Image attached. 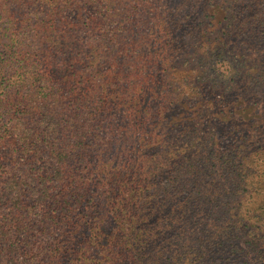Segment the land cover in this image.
<instances>
[{
  "label": "trees",
  "instance_id": "obj_1",
  "mask_svg": "<svg viewBox=\"0 0 264 264\" xmlns=\"http://www.w3.org/2000/svg\"><path fill=\"white\" fill-rule=\"evenodd\" d=\"M108 2L0 0V264H264V153L250 150L264 140V0H185L181 38L149 54L124 14L110 29L83 19ZM132 114L163 133L142 163L125 132L108 137Z\"/></svg>",
  "mask_w": 264,
  "mask_h": 264
},
{
  "label": "rangeland",
  "instance_id": "obj_2",
  "mask_svg": "<svg viewBox=\"0 0 264 264\" xmlns=\"http://www.w3.org/2000/svg\"><path fill=\"white\" fill-rule=\"evenodd\" d=\"M149 1L150 2L148 4H144V3L133 4V0H110V2L108 3H101V4L95 5L96 7L95 9H89L87 12L84 11L83 19H87V17H89L88 15L92 16L90 18H95L98 20L105 21V19H107L108 21L103 25L110 29V28H115L116 27L115 25H117L116 20L115 18L112 17V15H114L115 13L124 14L125 24L129 26H134V27H131L130 29L131 34L125 38L126 41H128V39L130 40L131 38H133L135 41L138 40L141 43V37L142 36L146 37L147 39H149L148 40L149 47L141 44V47L139 49H142L145 52L144 54H149L148 52L150 50L155 49L156 43H158L159 39L162 36H170V37H174L177 39L181 38V36L179 35L178 28H177L178 24H176V22L179 23L182 20V18L187 17V15L191 13L192 11L186 5V3L188 2H185V0H180L181 5H182L181 12H179V14L174 17L177 3H172L173 2L172 0H164L163 3H161L162 0H149ZM169 1L170 3H168ZM62 3H60V5L57 8L52 7L50 9V11H54L55 18H56V15H58L57 13H58L59 8L62 6ZM35 4L36 6H38L37 3ZM106 5H107V8H106ZM133 5H138V8L141 12L139 16L141 22H136L135 20H131L127 18L128 12L131 10L130 6H133ZM143 5H145L146 8L143 9L142 8ZM42 7L39 6L37 9L42 8ZM64 11H65L64 14H66L67 18H72V20H76L74 18L75 16H73V14L70 12L69 9L66 8L64 9ZM225 15L227 14L218 15L220 18L216 16V18L214 19L215 22H213V25L211 27V28H214V33L212 35L213 37H217V36L222 37L227 34L229 30L227 20L221 19ZM119 23L121 24L122 21H120ZM40 28H42V25ZM43 28L46 29V27H43ZM179 29L184 30L185 32L189 31L188 27L186 26L182 28L180 27ZM120 57L121 56H119L118 58L120 59ZM158 59H159V55H156L155 60H156V66L158 70L163 71V69L167 68L171 63H172V69H170V72L180 71L184 69V66H182L183 63H181V61L179 60L172 62L170 59L169 64H162L161 61L163 60H158ZM118 67L121 68V65H119ZM144 67H146L147 69L148 65H145ZM146 69L140 70V73L138 76H141L143 78L144 75H146L147 73ZM140 79L141 78L138 77V81ZM106 82H109V81L106 80ZM101 85L104 86L103 82L101 83ZM116 86L120 87V90L118 93V96L120 98L119 100H117V102L119 103L123 102L126 107L128 102L130 101V99H128L126 96V93H129L128 91L130 89L132 90V92H134V89L132 88V84H129L127 81L126 82L121 81ZM144 88L152 89V86L145 85ZM155 89L157 90V88ZM100 97L101 95L97 96V101L100 99ZM136 98H137V95L134 96V99ZM183 105L187 107L185 104ZM183 105L177 104L176 106H183ZM235 108L236 107L233 106V109ZM132 112L134 111H131L129 113H132ZM249 113H252V111L244 110L240 115L246 120L245 122H248L253 125V122H251L249 118ZM259 114L262 115L263 112L260 111ZM178 116L181 117L182 115L178 113ZM134 117L135 115L133 116L127 115L125 120H121L120 118H117L116 122L113 124L114 127L111 129L108 137L118 139V137L123 132H125V148L131 151H137L141 154L140 151L143 150L144 144L155 143L156 141L159 140V137L163 133L153 132L150 128H144V129L139 128L136 124L137 118L134 119ZM175 120L176 121H172L169 124L174 125L173 122H177V123L179 122V119L178 120L175 119ZM231 121L236 122L235 120H231ZM182 134L183 132L181 130L174 133L175 137H179ZM227 142H231L229 138L227 139ZM218 147L219 145L216 146V148ZM250 150L252 153H255L257 151L264 153V140H260V142L258 143H253L252 146L250 147ZM158 151L160 152L161 150H158ZM246 153L248 154V151ZM134 155H135L134 159H138L136 154ZM150 155H152V153L141 154V156L143 157L139 161H141L142 163V160L147 159V157ZM250 158H251V154L245 158V163H247L249 167H250V164H252ZM139 161H136V162H139ZM122 213H125V210H123ZM106 221L108 225L110 226L113 224V218H110V216H108V219Z\"/></svg>",
  "mask_w": 264,
  "mask_h": 264
}]
</instances>
